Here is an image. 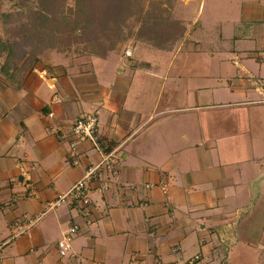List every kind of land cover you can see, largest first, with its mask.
<instances>
[{"label":"crops","instance_id":"0c3cea01","mask_svg":"<svg viewBox=\"0 0 264 264\" xmlns=\"http://www.w3.org/2000/svg\"><path fill=\"white\" fill-rule=\"evenodd\" d=\"M254 8L264 11V3ZM255 15L241 23L263 26L264 16ZM195 18L184 41L192 40ZM138 47L129 48L130 58L118 50L117 63L111 52L76 64L67 54H45L20 80L0 71V264L257 261L254 246L264 242L261 71L253 76L229 57L236 70L224 74L235 83L219 89L218 102L190 76L184 87L167 84L169 71L152 68L143 59L150 48ZM234 107L248 110L245 127L239 118L203 117ZM86 115L114 153L116 174L92 180L86 204H54L99 159L87 140L69 153L72 124ZM70 224L76 231L64 257L56 243Z\"/></svg>","mask_w":264,"mask_h":264},{"label":"rangeland","instance_id":"374dc122","mask_svg":"<svg viewBox=\"0 0 264 264\" xmlns=\"http://www.w3.org/2000/svg\"><path fill=\"white\" fill-rule=\"evenodd\" d=\"M259 1L264 3V0H137L138 3L132 8L134 14L125 23L124 30L125 32L129 30L131 35L127 40L121 42L116 50L110 53V57H113L116 62L118 50L124 48L125 52L131 46H135L137 49L138 43H143L144 46L150 48L143 54V59L148 61L152 68L155 67L161 72L164 70L169 71L167 84L184 87L188 84L187 78L190 76L195 88L199 86L207 87L212 92L213 96L209 95V91H203L201 93L204 95L203 97L219 102V89L222 86L230 87L235 83L230 78L227 79V74H224L228 69L236 70L235 66L229 61V57H235L238 62L241 61L242 64L248 65L252 69L253 76L261 71L260 77L264 78V25L241 23L242 19L255 17V14L264 16L263 9L254 8ZM33 2L30 0L27 3L28 6H32ZM69 3L71 4V1ZM26 8L27 5L19 7L17 0H4L0 3L1 12H15L17 10L24 12ZM153 9H159L164 18L181 21L189 29H191L190 22L196 16L194 21L197 22V25L191 32L192 40L184 41L183 37L172 44L167 52L166 50H157L145 40L137 38L135 33L142 22L139 11L141 15L142 12L144 14ZM227 20H231L232 23ZM233 21H236V23ZM11 38H13L12 34L7 33L5 25L0 23L1 43ZM196 41L198 43H195ZM180 42L181 45L177 48ZM2 46H5V44L0 45V48ZM75 48L67 53L70 58L73 57L75 64L86 58L99 62V59L95 56L86 53L79 54L81 45ZM2 50L0 52V64L3 63L6 56V51ZM57 53L59 52L55 50H46L43 54L52 55L55 59L60 57L62 60L63 56ZM130 53L132 57V52ZM257 57H259V60ZM259 67L261 70H257ZM178 71H182V74H177ZM238 75L240 77L242 74L238 73ZM244 108L210 109L208 110L209 113L204 114L203 117L207 116L209 119L239 118L240 125L245 127L248 110ZM233 112L234 115H232ZM198 114V116H202L203 112ZM251 133H254L253 127H251ZM260 247L259 244L257 248L254 246L253 253L257 256V261L254 264H264L263 259L258 260L260 256H264V252L260 251Z\"/></svg>","mask_w":264,"mask_h":264},{"label":"trees","instance_id":"16d2710c","mask_svg":"<svg viewBox=\"0 0 264 264\" xmlns=\"http://www.w3.org/2000/svg\"><path fill=\"white\" fill-rule=\"evenodd\" d=\"M17 1L19 7L27 5L29 9L0 11V23L14 38L7 39L0 48V52L6 51L0 71L8 79L19 80L46 50L67 54L81 45L79 54L106 57L130 37L131 32L124 30L125 23L138 3L137 0H31L33 5L28 6L30 0ZM139 17L142 22L136 37L154 48L169 50L184 37L185 25L164 18L159 9L141 15L139 11ZM3 43L0 41V45Z\"/></svg>","mask_w":264,"mask_h":264},{"label":"built area","instance_id":"2783aa9c","mask_svg":"<svg viewBox=\"0 0 264 264\" xmlns=\"http://www.w3.org/2000/svg\"><path fill=\"white\" fill-rule=\"evenodd\" d=\"M129 49H126L124 55L130 56ZM51 116V114H49ZM95 118L92 115H86L78 117L72 124L71 132L75 139L69 142V153L73 156L76 155V144L87 140L91 143L93 149L97 152L99 159L95 162L90 163L85 167L82 176L73 183L67 192L60 194L54 204L63 201H73L80 198L84 204L88 202L87 195L90 192V182L94 179L101 178L103 175L108 176L109 179L116 174L117 171V159L112 151L107 152L98 138L95 130ZM72 164H78V159L72 160ZM152 187L151 184L146 185ZM162 192L166 191L165 185L160 184ZM29 223L33 220L29 219ZM76 231V225L70 224L66 230L62 233L61 238L57 241L56 247L61 256L69 255L71 252V236ZM261 249L264 250V242L262 243ZM71 255H73L71 253Z\"/></svg>","mask_w":264,"mask_h":264}]
</instances>
